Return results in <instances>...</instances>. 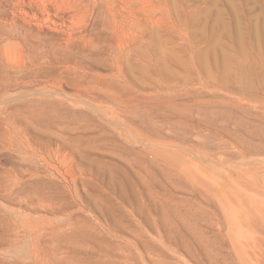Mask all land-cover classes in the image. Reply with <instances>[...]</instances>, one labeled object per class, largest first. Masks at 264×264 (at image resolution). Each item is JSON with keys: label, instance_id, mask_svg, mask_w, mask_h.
Masks as SVG:
<instances>
[{"label": "rangeland", "instance_id": "1", "mask_svg": "<svg viewBox=\"0 0 264 264\" xmlns=\"http://www.w3.org/2000/svg\"><path fill=\"white\" fill-rule=\"evenodd\" d=\"M183 1L0 0V264H264V5Z\"/></svg>", "mask_w": 264, "mask_h": 264}, {"label": "bare ground", "instance_id": "2", "mask_svg": "<svg viewBox=\"0 0 264 264\" xmlns=\"http://www.w3.org/2000/svg\"><path fill=\"white\" fill-rule=\"evenodd\" d=\"M104 5L105 7L111 11V3H114L115 6L118 9L117 12V17L113 18V20H109L110 24H113L112 29L113 32L115 33V35L117 36V38L115 40L117 41V47L119 49V51L121 52V54L124 55L126 53H130V49L134 46L133 41L132 43H130V41L127 39L128 37V30L131 31V28L128 27L129 23H135L138 21L135 17H133L134 13H138V11H136V7L137 5H139V28L137 29H143L146 28L147 26H152L153 28H155V26L157 27H166L167 29L163 28V30L165 29V32H169L174 28H177V23H179V28H181L180 24H183L182 22H184V25H189V16H190V11L188 10L189 8H187L186 4L184 3V1L182 2L183 7H181V9H179L177 7V3L178 0H122V4L120 5L118 0H104ZM139 1V2H138ZM255 1V0H254ZM261 3H263L264 5V0H258ZM256 2V1H255ZM124 6V7H123ZM195 10V9H194ZM183 12V14H187L184 16V21H181V17H180V13ZM262 12L264 13V8H262ZM181 21V22H180ZM168 24L170 25L168 27ZM132 25V24H131ZM130 25V26H131ZM134 25V24H133ZM132 25V26H133ZM191 25V24H190ZM136 27V25H135ZM157 27V28H158ZM174 27V28H172ZM151 28V27H150ZM152 28V30H153ZM156 28V30H157ZM161 28V29H162ZM172 28V29H171ZM185 28V27H184ZM160 29V30H161ZM178 29V28H177ZM134 30V28H133ZM150 30V29H149ZM176 30V29H174ZM182 30V29H181ZM186 30V28H185ZM129 31V32H130ZM178 31V30H176ZM140 32V31H139ZM150 32V31H149ZM152 32H155V30H153ZM164 32V31H163ZM134 33V32H133ZM132 33V34H133ZM135 33H138V31ZM157 33V31H156ZM178 32H176L177 35ZM131 33H129L130 35ZM165 34V33H164ZM170 34V33H169ZM186 34V33H183ZM182 34V35H183ZM175 35V34H173ZM154 36V35H153ZM171 36V34H170ZM172 37V36H171ZM178 38L181 37L179 34L177 36ZM175 37V38H177ZM183 37L185 38V36L183 35ZM182 37V38H183ZM173 38V39H175ZM177 38V39H178ZM176 39V40H177ZM129 41V43H128ZM183 41V40H182ZM163 42V41H162ZM169 42V40H168ZM116 43V41H115ZM176 43V42H175ZM57 44V43H56ZM55 44V45H56ZM132 44V45H129ZM162 44V43H161ZM186 44V42H185ZM184 44V45H185ZM132 46V47H131ZM191 46V45H190ZM131 47V48H130ZM193 47V46H192ZM135 48V47H134ZM173 49V48H172ZM171 49V51H172ZM137 50V49H136ZM133 52V51H132ZM134 53V52H133ZM170 53V52H169ZM126 54V55H128ZM132 55V53L129 54V56ZM173 55V54H172ZM131 57V56H130ZM127 59V58H126ZM125 65V64H124ZM100 110V109H99ZM130 129V128H129ZM22 141V140H21ZM150 144V143H149ZM152 145V144H151ZM48 147V146H47ZM44 149V148H43ZM48 150V149H47ZM39 201V200H38ZM188 247V246H187ZM50 260V259H49ZM197 262V261H196ZM32 264V263H31Z\"/></svg>", "mask_w": 264, "mask_h": 264}]
</instances>
